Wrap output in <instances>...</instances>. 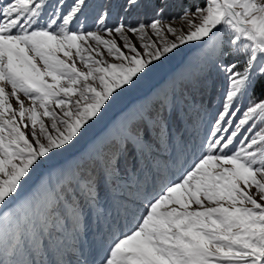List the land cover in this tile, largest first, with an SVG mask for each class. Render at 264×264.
Returning <instances> with one entry per match:
<instances>
[{"label":"snow or ice","instance_id":"obj_1","mask_svg":"<svg viewBox=\"0 0 264 264\" xmlns=\"http://www.w3.org/2000/svg\"><path fill=\"white\" fill-rule=\"evenodd\" d=\"M175 6L113 0L85 30L89 0H57L46 23L49 0H0V264H264V202L251 194L264 201V0H204L180 16L189 25L180 34L167 20ZM189 42L212 52L225 87L202 154L177 181L149 196L172 118L181 103L185 115L196 110L173 89L122 121L85 163L37 185L45 161L74 148L120 95ZM121 220L131 228L88 259L101 250L90 224L102 242Z\"/></svg>","mask_w":264,"mask_h":264},{"label":"rangeland","instance_id":"obj_2","mask_svg":"<svg viewBox=\"0 0 264 264\" xmlns=\"http://www.w3.org/2000/svg\"><path fill=\"white\" fill-rule=\"evenodd\" d=\"M102 2H103V0H89V8L85 12L84 16L81 17V20L83 21V19H82L83 17L88 18L91 13L96 15V18H97V16L100 15L104 11V7L101 5ZM65 3L70 4L71 0H65ZM201 3H202V0H197L195 3V6L197 4L201 5ZM201 6H203V5H201ZM186 9H191V8L187 5L185 7V10ZM191 10L194 11L195 7H194V9H191ZM52 11H54V7H52ZM51 12H50V14H51ZM113 17H115V16L113 15ZM167 20L171 24V26L174 29H176L178 34H180L182 32H187L189 30V25H188L187 21L181 20L180 16L179 17H172V18L167 19ZM95 21H96V19H95ZM44 23H46V22H44ZM112 24H114L113 21H112V23H109V26H111ZM75 27L77 29H79V27H81V25H75ZM87 30H95V23H93V25H91L90 28ZM105 38H107V37H105ZM113 38L116 39L118 46L122 45L124 42L123 39L120 38L119 36H114ZM151 39L157 40L158 38L155 36H151ZM167 39H169V40L174 39V37H172L171 35H168ZM132 42L134 44H136L137 46H139V44H140V41L138 38L132 39ZM90 43H92L93 46H95L94 42H90ZM101 50L106 52V50L103 48H101ZM72 53H73V57L76 59V67L82 71H86L84 66L79 62V58L75 57V50L74 49L72 50ZM58 55H60V57L62 59H67V57L63 56V53H59ZM92 55L95 56V53H92ZM105 58L111 59L110 57H106V56H105ZM36 62L38 64V66L43 68L42 62H40L38 59ZM68 62L71 63V61H68ZM211 62H212V52L210 50H207L206 47L202 44V42H189L185 45H182L179 49L175 50L174 55L170 54L169 57L165 58L162 63L158 62L156 68L151 73H149L146 77H144L142 80H140L137 83L136 87L128 89L126 92H124L122 95H120L117 98L116 102H114L112 104L111 108H109L108 111L105 113L103 119L99 120L96 124H94L93 127L89 129L88 133L83 138L80 139L79 143H77L74 148L70 149L68 152L63 153V154L58 153L55 158H53L50 161H45L44 164L52 163V162L56 161L57 159L61 158L63 155L70 153L76 149L81 148V146L84 144V142L94 132H96V130H98L100 127L103 126V124H105L108 117L111 114H113L114 112H116L117 114H116V120H115L114 125L110 126L105 132H103L98 137V139L94 145L95 147H97L101 142H103L104 140L109 138L116 131L117 127L119 126V124L122 121H124L131 114L138 111L139 108L141 109L140 104H145V106H148V101H149L148 99L150 98V95L152 93H154L156 91L157 92L167 91L166 93H169V95H171V91H173V89H175V85L174 84L172 85L174 78L177 79L178 76L183 72H184L183 75H188L190 72L189 70L191 68H198V67L200 68L201 66L206 68V65L208 64L210 66ZM170 68H174V73H173L172 77L167 78L166 74H167L168 69H170ZM48 79L50 80V78H48ZM224 87H225V80H224L222 88H224ZM222 88L218 91V94L215 97V101H214L213 106H211V108H208L207 110H205L201 113L199 125L196 128H189L188 130L182 128L179 132H176V136H173L170 138V142L168 143L169 146L167 147V149L162 150L161 155H160V161H159L160 171L156 174V176H158L159 182L157 183L158 185L153 187L156 190V192H154L153 194L156 195L165 187V185L164 184L162 185V183H161V179H163V176H164V179L166 177V171H164L163 167H164V165L167 164V162L170 164V166L173 167V162H172L173 159L172 158L175 154L190 153L192 148H194L196 150L198 146L200 148V151H197L198 152L197 155L200 156L202 154L204 147H205L204 141L208 138V134H209V131L211 129V126L215 122V118L217 117L219 111L222 110ZM6 91H8V92L11 91L10 86L6 89ZM20 97L22 100H25L26 106H30V101H28L23 96L22 93L20 94ZM73 99H75V97H73ZM10 102L12 103L13 108L18 107L14 98L11 99ZM246 104H247V101L245 100L240 105L241 108L243 109L246 106ZM39 111L42 112L43 110L40 109ZM56 112L59 114L60 109L57 108ZM41 119L44 120V123L46 125L50 124L49 118L41 117ZM180 120H181V118H180ZM25 122L29 123V128H30V122H28V120H27V114L25 115ZM18 123H19V120H18ZM38 129H39V123L37 124V130ZM21 130L24 131L25 134H27L29 131V129L23 128L22 125H21ZM194 141H195V144H194ZM81 152L89 154V153H91V149H90V147H86V148L82 149ZM191 153H194V151H191ZM81 155H84V154H81ZM74 159H75V157L72 158L71 163H78V160L74 161ZM191 159H194V156H192ZM191 161L193 163L195 160H191ZM42 166L39 169L37 176H38V174L41 173ZM62 171H66V168L65 167H58L54 170V172L50 173V175L47 173L46 170H44L41 173L40 178L38 179L37 185L39 183H42L44 181L49 180V178H52V179L57 178V176ZM184 171H183V173H184ZM155 180H156V178H155ZM33 190H34V188H33ZM251 194L258 200V202H264V201H260V198L257 195L255 188L252 189ZM149 196H152V195L149 194ZM205 206L210 207L211 205H208L207 201H205ZM191 208L197 209L198 206L193 204V205H191ZM129 228H131V224L129 223L126 225L123 222V224H121V227H120V231H122V233L117 234L115 236L116 237L122 236L123 234H125L128 231ZM104 239H106V237ZM98 244H99V241L93 243V245H95V246Z\"/></svg>","mask_w":264,"mask_h":264},{"label":"trees","instance_id":"obj_3","mask_svg":"<svg viewBox=\"0 0 264 264\" xmlns=\"http://www.w3.org/2000/svg\"><path fill=\"white\" fill-rule=\"evenodd\" d=\"M111 1L113 2V0H103L101 5L104 7V10H106L107 6L112 3ZM196 1L197 0H175L176 6L168 13L167 19L181 16L187 5L191 9H194ZM56 2L57 0H52L49 3L55 5ZM203 3L204 0H202L201 5H203ZM82 19V27L86 30V27L89 29L90 26L95 23L96 15L91 13L88 18ZM114 19L115 17H113L109 23H112V21L115 23L116 20ZM189 71L188 75H183L184 72L181 73L178 78L172 82V85H175V90L178 94L183 91L184 96H186L189 101L193 98L195 99L196 110L190 111L188 115H185L183 109L187 106L183 103L180 104L181 111H179L177 116L172 118L170 123V138L176 136V132H179L182 128L188 130L189 128H196L199 125L201 113L212 106L218 91L222 88L224 83L223 76L216 74L208 64L206 65V68L201 66L200 68H191ZM166 92L167 91H156L152 93L148 99V106L140 104L141 109H150ZM141 109L139 108V110ZM169 142L170 140L162 150L167 149ZM160 155L161 152L159 154V161ZM88 158V156L83 157L79 165L85 163Z\"/></svg>","mask_w":264,"mask_h":264}]
</instances>
